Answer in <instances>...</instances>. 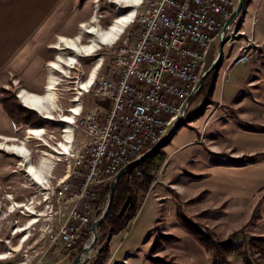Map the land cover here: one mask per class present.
<instances>
[{
	"label": "rangeland",
	"instance_id": "obj_1",
	"mask_svg": "<svg viewBox=\"0 0 264 264\" xmlns=\"http://www.w3.org/2000/svg\"><path fill=\"white\" fill-rule=\"evenodd\" d=\"M86 1L92 9L94 0H77L78 7L82 8ZM97 3L98 14L94 17L93 24L101 30H109L119 16L116 12V5H112L109 0H97ZM147 4L148 0H144L143 6L138 7L135 12L140 14L142 7ZM125 14L128 15L129 13L125 11ZM88 24L91 25L90 22ZM89 27L91 26L86 28ZM135 27L136 25L130 24L118 41L113 44L99 46L100 49L92 54L93 56L84 57L81 54L77 58L76 64H73L71 68H63V73L51 72L49 65L56 62V58L71 59L70 57H74V54L72 55L71 51L66 50L65 46L60 49L61 37L55 35H48L46 49H42L41 56L39 53L37 57L32 58L30 67L22 71L20 69L22 65L17 64L14 68H10V74L7 70L5 71V78L0 81L1 102H6L16 116L19 114L18 107L26 105L23 102V97L19 98L24 90L31 91L30 93L33 95L44 96L50 77L55 78L54 80H57L59 86H57L55 95V105L51 101L47 102L45 100L48 103V109L44 116H41L38 111L35 113L32 110L30 112L35 113L36 116L32 113H29L30 116L19 114L22 119H28L31 123L27 127L28 129H19V131H22L19 137L8 143V146L13 147H10V151L1 149L2 145L7 144H5L6 139L0 141V256L7 257L5 260L0 261V264H72L77 258H74L73 251H70L64 245L52 246L49 239L51 230L56 229L63 221V217L55 215L59 205L53 200L50 191L53 184L55 185L66 174V164L56 162L55 153L58 151L56 144L62 141L64 129L66 130V127H69L68 129L71 130L75 123L74 120L73 124L63 123L61 121L62 116L68 117L70 109L75 106L80 107L82 105L86 111H89L97 106H102L98 104L99 102L105 103L97 98L94 93L81 95L79 89L83 84L91 82L93 74L96 77L94 76L92 82L96 79L99 80L102 75H108L117 44L126 36V33L131 32ZM85 30L87 31L84 27L78 33L64 35L63 37L75 42L77 40L80 44L89 46L96 37L84 33ZM225 46L222 66L229 53V46ZM239 46L238 44L231 46L237 55ZM253 52L262 59L264 65V48L254 47ZM218 54L219 40L213 42L209 48L205 58L203 75L212 67ZM43 55L45 56L43 57ZM69 63H75V61H69ZM221 68L214 70L206 78L208 79L207 85L204 81L203 88L190 100L188 110L175 137L156 151L165 154L167 160L156 174L154 182L146 190V193L139 192L140 210L137 216L131 219L121 232L114 235L111 244L114 252L113 263L123 264L124 255L128 254L131 256L129 262L136 261L138 264H146V259L148 264H212L211 255L187 232L182 224L183 219L192 224L197 230L212 234L217 242H231L237 248L246 247V251L251 255V258L256 257L253 255L249 243L252 238L264 237V224L257 223V215L260 213L259 208L253 212V218L248 221L247 214L236 219L233 214L231 215L233 212L231 207L232 205L235 206L236 202H229L226 205L227 209H221L217 207L222 205L221 202H217V195L214 193L210 195L209 190L203 189L200 184H197L196 190L202 192L196 195L194 193H191L190 196L187 194L182 195L178 188V185L188 183L187 188L190 189L192 181H199L202 177L195 174L196 172L193 170L196 167L202 165L206 167L208 164L214 163L216 160L215 148H213L214 142H217V140L221 142L222 140H230L232 137V128L235 123L230 118L223 120L218 118L223 112L229 110L224 108L222 102H219L222 79L228 81L233 80L235 77L232 73L229 77L228 71L224 72ZM241 69H245V67H238L236 71ZM229 88L230 86H226V91ZM33 109L35 108L33 107ZM46 116L53 119H45ZM202 116L203 126L198 128L197 125H194V122ZM37 122L40 124H37ZM31 129L42 133L29 140L27 138L32 136L29 134ZM173 129L171 128L170 132ZM76 136L77 144L79 141L77 132ZM81 139H84L82 134ZM200 144H203V146ZM22 148L25 149L24 157L19 153L16 154V151L21 152L20 149ZM28 162L34 165L37 174L46 166L50 168L48 173L41 178L42 182H47L42 183L43 190L45 189L43 195L39 193L40 189L37 185H34L32 179L27 177L25 167L20 168L21 164H27ZM243 162L248 161L246 159L240 160V163ZM48 186H50V189ZM14 204L24 205V207H18L15 210ZM62 207H64V204ZM27 208L34 211L36 215L32 216L33 214L30 215L26 212ZM13 210L16 212H13ZM63 210L66 213V209L63 208ZM102 215L103 213L100 214V217ZM35 217L37 219H34ZM34 220H38V223L31 226L29 223ZM24 227H29V229L26 232L16 234L19 228ZM24 238H27V240L22 243ZM103 238L104 233L100 229H98L96 239L94 235H91L87 244L91 243V247H93L89 258L85 259L87 261L85 264L96 262L101 249L105 245ZM83 248L84 245H82L80 253ZM144 253H146V259ZM256 260L258 264H264V259L256 258ZM230 261L233 264H242V259L238 253L231 256Z\"/></svg>",
	"mask_w": 264,
	"mask_h": 264
},
{
	"label": "built area",
	"instance_id": "obj_2",
	"mask_svg": "<svg viewBox=\"0 0 264 264\" xmlns=\"http://www.w3.org/2000/svg\"><path fill=\"white\" fill-rule=\"evenodd\" d=\"M239 1L153 0L142 7L136 27L112 56L108 75L85 91L110 107L97 106L74 123L84 139L79 137L66 174L53 184L55 215L63 221L51 230L52 246L87 247L107 208L108 198L99 206L107 186L170 133L183 108L186 113L201 89L209 48ZM229 34H237L234 45H227ZM225 41L240 45L232 66L249 63L248 49L259 48L247 39L241 13L227 27Z\"/></svg>",
	"mask_w": 264,
	"mask_h": 264
},
{
	"label": "crops",
	"instance_id": "obj_3",
	"mask_svg": "<svg viewBox=\"0 0 264 264\" xmlns=\"http://www.w3.org/2000/svg\"><path fill=\"white\" fill-rule=\"evenodd\" d=\"M97 4V0H94V7L91 9L88 1L80 8L77 5V0H0V81L5 78V71L7 70L10 74V68H14L17 64L22 65V68H20L22 71L30 67L32 58L37 57L39 53L40 56L42 55V49L47 44L48 35L63 38L64 35L68 36L80 32L84 24L85 28L88 26L96 27L93 22L94 17L98 14ZM249 12H251L250 15ZM89 22L91 25L88 24ZM243 30L247 33V39H252L256 45L264 48V0L248 1ZM111 37L109 36V38ZM228 48V57L224 60L221 70L228 71L229 77H231V73L234 74L235 78L228 81L222 79L219 102H222L224 108L229 110L223 112L218 119L230 118L235 123L232 128V137L230 140H222V142L217 140V142H214L215 162L208 164L206 167L201 164L202 166L193 170L196 172H194L195 174L202 177L199 181L191 180L192 186L190 189L187 188L188 183H182V185H178V188L182 195L187 194L190 196L191 193L196 195L202 192L196 190L197 184H200L203 189L209 190L210 195L213 193L217 195V202L222 203L217 207L221 209H227L226 205L229 202H236L237 204L231 207L233 210L231 215L233 214L236 219L247 214L248 221L253 218V212L259 208L260 213L257 215V223L263 225L264 65L262 59L253 52L254 47H252L248 49L249 63L237 65V67L232 66V61L237 53L233 48ZM75 63L68 65V68H71ZM241 66L245 69L236 71ZM226 86H230L228 91H226ZM24 92L33 95L28 91L24 90ZM21 97H23V94L19 98ZM17 100L19 99L17 98ZM30 104L37 107L31 109L28 104L25 106L20 105L18 107L19 114L30 116L29 113L35 115L37 111L41 116L46 114L48 109L46 101L36 102L31 100ZM30 110L35 113L30 112ZM230 111L231 113H229ZM19 114L16 116L14 112L10 116L6 111L4 104L1 102L0 87V141L6 139L5 144L18 138L20 132H22L21 130H25L31 123L28 119H22ZM194 125H197L198 128L202 127L203 116L195 121ZM19 129L21 130L19 131ZM70 138L71 133L69 134ZM200 145L203 146V144ZM5 150L10 151V148ZM24 152V150H21L19 154L24 157ZM245 159L248 162L240 163V160ZM27 164H21L20 168H26ZM49 169L47 166L42 169L37 174L38 178L41 180ZM32 182L35 184L34 181ZM113 237L109 243L110 253L105 264H119L112 261L114 256L111 248ZM144 256L146 259V253H144ZM130 259V255H124L123 264H138L136 261L129 262ZM146 264H148L147 259Z\"/></svg>",
	"mask_w": 264,
	"mask_h": 264
},
{
	"label": "bare ground",
	"instance_id": "obj_4",
	"mask_svg": "<svg viewBox=\"0 0 264 264\" xmlns=\"http://www.w3.org/2000/svg\"><path fill=\"white\" fill-rule=\"evenodd\" d=\"M111 1V4L113 5H116V12L119 14V16L116 18L115 22L111 25V29L109 28L106 29V30H101L100 28H97V27H89V28H85L87 29V31L85 30L84 33L86 34H89L91 36H94L96 37L94 39V41L92 42L91 45H82L80 44V42H78L76 40V42L74 40H68V39H65L64 37L60 38V49L61 47H64L65 46V49L66 50H69L72 52V55L74 54V57H70V59H64L62 57H59V58H56V62H53L49 65L50 69H51V72L55 73V72H58V73H63V68L64 67H68V62L69 61H77V59L75 60V58H77L78 56H90L92 54H94L95 52H97V50H99V46L101 45H108V44H113L114 42L118 41L119 38L122 36V34L124 33V30L130 25V24H134L136 25V15L137 13L135 12V10L140 7L143 3L144 0H109ZM146 1V0H145ZM153 0H148V4H150ZM143 6V5H142ZM132 9V10H131ZM130 10V11H129ZM125 11H127V13H130L129 15L125 14ZM245 11V12H244ZM246 13H247V8L243 11H241V17H242V20H243V24L245 22V17H246ZM133 18H134V21H133ZM97 26V25H95ZM85 27V24L82 25V29ZM111 34V35H109ZM131 32L129 33H126V36H124L122 38V40L119 41V43L117 44L116 48H115V51H118L119 50V47H122L123 44H124V40H126L129 36H130ZM109 36H112L111 38H109ZM234 41H237V34H229V36H227V45H234ZM55 47V46H54ZM56 48V47H55ZM93 56V55H92ZM76 64V63H75ZM53 65H55V67H53ZM73 68V67H72ZM228 68V67H227ZM227 74V73H226ZM87 76V75H86ZM95 74H93V77L91 79V82H87L85 83V85L81 84L82 87H80V92H81V95L85 93L86 89H94L97 87L98 85V79L94 80L92 82V80L96 77H94ZM98 77V75H97ZM104 77V75L101 76L100 79H102ZM225 77V76H224ZM86 78V77H85ZM55 78H52L50 77L49 78V81H48V85H47V90H46V95L44 96H38V95H29L28 93L24 92L23 93V102L27 105H29V107L33 106V107H37V106H34L33 104H30L31 103V100H35L36 102H43V101H51V103L53 105H55L56 103V91H57V86H59V83L57 82V80H54ZM71 80V79H70ZM86 80V79H85ZM88 80V79H87ZM86 80V81H87ZM83 81V80H82ZM73 84V83H72ZM61 89V88H60ZM59 91V90H58ZM62 91V90H61ZM31 92V91H30ZM62 93V92H61ZM63 94V93H62ZM65 95V93H64ZM63 95V96H64ZM80 96V95H78ZM77 96V97H78ZM81 97V96H80ZM82 98V97H81ZM82 100V99H81ZM75 101V100H74ZM79 101V100H78ZM72 102V101H70ZM50 103V105H51ZM31 105V106H30ZM48 105V104H47ZM58 106V105H57ZM32 107V108H33ZM31 108V109H32ZM55 108V106H54ZM53 110V109H52ZM70 115L65 116L63 115L62 116V122L63 123H67V124H73L74 121L75 123H78L79 121H81V115H84L86 113V110L84 109V107L82 105H80V107H74V108H71L70 109ZM48 114V113H47ZM50 116V114H49ZM47 117V116H46ZM45 119H53L52 117H47ZM71 120V121H70ZM74 120V121H73ZM60 121V122H61ZM178 122V121H177ZM175 122V125L176 123ZM174 125V127H175ZM173 127V128H174ZM67 129L69 127H66ZM28 129V128H27ZM30 129V128H29ZM65 130L64 129V137L62 139V141L58 142L56 144V147L58 149V151H56L55 155H56V159L58 163H64L66 164V162L70 159V155H74L75 152H76V125H73V127L71 128V130ZM29 133V132H28ZM27 133V135H28ZM41 131H34L33 129H31L30 131V136L29 138L27 139H33L34 136H38V135H41ZM71 133V138L69 139V135ZM169 134V133H168ZM167 134V136H168ZM166 136V137H167ZM165 137V138H166ZM36 138V137H35ZM163 138V140L165 139ZM26 139V140H27ZM38 140V139H37ZM159 141L158 143H156L154 145V147L150 148V150L148 151V153H150L151 151H153L154 149H156L161 143L162 141ZM41 142V141H40ZM18 143V142H17ZM13 144V143H12ZM9 144L7 145H4L1 147V149L5 150V149H8L10 148L11 146H8ZM18 145V144H16ZM22 146V145H21ZM17 147V146H15ZM34 147V146H33ZM49 147V146H48ZM13 148V147H11ZM20 150H24V148L20 149ZM19 150V151H20ZM16 153H20V152H17ZM60 153V154H58ZM41 155V154H40ZM44 155V154H43ZM145 156V155H144ZM47 157V156H46ZM45 157V158H46ZM130 167V166H129ZM128 167H126L125 171L127 170ZM27 171V177L28 178H31L32 181L35 182L34 185H37L40 189V194L43 195L44 192H45V189L43 190V185L42 183H47V182H42L40 180V178H38L37 176V171L36 169L34 168V165L30 164V162H28L26 168H25ZM64 171V170H63ZM64 175V174H63ZM62 175V176H63ZM49 189H50V186H48ZM50 191H53V186H52V189H50ZM9 197V196H8ZM10 198V197H9ZM12 202V201H11ZM18 207H24V205H16L14 204V209L15 208H18ZM23 209V208H22ZM16 210V209H15ZM15 210H13V212H16ZM12 211V210H11ZM10 212V211H9ZM26 212L33 214L32 216H35L36 213L34 211H31L29 210L28 208L26 209ZM11 214V213H10ZM31 216V217H32ZM34 219H37V217H35ZM38 223V220H34V221H31V223H29L31 226L35 225ZM29 229V227H24V228H19L17 231H16V234H19V233H23V232H26L27 230ZM27 240V238H24L22 243L25 242ZM91 243H89L87 245V251L86 253L83 255L82 259L85 260L87 258H89L90 256V253H91ZM7 257L2 255L0 256V261L2 260H5Z\"/></svg>",
	"mask_w": 264,
	"mask_h": 264
},
{
	"label": "trees",
	"instance_id": "obj_5",
	"mask_svg": "<svg viewBox=\"0 0 264 264\" xmlns=\"http://www.w3.org/2000/svg\"><path fill=\"white\" fill-rule=\"evenodd\" d=\"M249 0H246V4ZM208 79L205 80V85H207ZM204 85H202L201 89ZM6 111L12 116L13 111L3 102ZM106 107H110L108 102L98 103ZM36 124V123H35ZM37 124H40L37 122ZM36 124V125H37ZM167 160V156L161 152H156L148 159L129 167L119 178L116 190L114 192V198L111 205L110 212L105 220V222L99 227V229L104 233V243L105 245L99 253V257L94 264H105V261L110 253L109 243L111 238L121 232L128 222L135 218L140 210L139 206V192L150 188L155 180L156 174L160 171L163 164ZM140 175V176H139ZM111 192L110 186L108 185L103 197L99 203L101 206L106 202L109 193ZM132 199L131 207L127 210L125 216L121 218L119 216L120 211L124 203ZM182 220V218H181ZM182 224L187 232L192 235L203 248L211 255L212 264H233L230 261V257L236 253L242 259V264H258L256 258L264 259V237L259 236L252 238L249 247L253 251L255 258H251V255L246 251V247H234L231 242H217L214 236L210 233H204L197 230L192 224L183 219ZM82 249V245L75 251H73V257H77Z\"/></svg>",
	"mask_w": 264,
	"mask_h": 264
},
{
	"label": "water",
	"instance_id": "obj_6",
	"mask_svg": "<svg viewBox=\"0 0 264 264\" xmlns=\"http://www.w3.org/2000/svg\"><path fill=\"white\" fill-rule=\"evenodd\" d=\"M248 4H246V0H240L239 3H238V7L236 9V12L234 13V15L231 17V19L227 22L225 28L222 30V32L220 33L219 35V54H218V57L216 59V61L213 63L212 67L203 75L202 77V80H201V86L203 84V82L205 81V79L214 71V70H219L222 66V60H223V54H224V48H225V45H226V41H225V32H226V29L227 27L229 26V24L231 22H233L235 20V18L238 17V15L241 13V11L245 10L247 8ZM245 12V11H244ZM188 103V102H187ZM184 116H185V109L183 108L182 112H181V115H180V118L178 119V122L176 123L174 129L169 133V135L162 141V143L156 148L154 149L153 151H151L150 153L146 154L145 156H143L142 158L138 159L137 161H135L131 166H134L146 159H148L149 157H151V155H153V153H155L160 147H162L164 144H166L168 141L172 140L178 129L180 128L181 126V123L184 119ZM130 166V167H131ZM129 168V167H128ZM127 168V169H128ZM122 173L118 174L115 178V180L112 182V185H111V193L108 197V205H107V208H106V211L103 213V215L98 219L97 222H95L94 226H93V233L95 235V239L97 237V234H98V229L99 227L105 222L109 212H110V209H111V205H112V202H113V198H114V192L116 190V187H117V183H118V180L119 178L121 177ZM131 204H132V199L131 198H128V200L124 203L121 211H120V214L119 216L121 218H123L127 212V210L131 207ZM95 243V242H94ZM93 247V246H92ZM92 247L91 250H92ZM87 251V247L84 246L82 252L77 256V258L73 261L72 264H85L87 263L86 260H83L82 257L83 255L86 253Z\"/></svg>",
	"mask_w": 264,
	"mask_h": 264
},
{
	"label": "snow or ice",
	"instance_id": "obj_7",
	"mask_svg": "<svg viewBox=\"0 0 264 264\" xmlns=\"http://www.w3.org/2000/svg\"><path fill=\"white\" fill-rule=\"evenodd\" d=\"M53 67H55V65H53Z\"/></svg>",
	"mask_w": 264,
	"mask_h": 264
}]
</instances>
